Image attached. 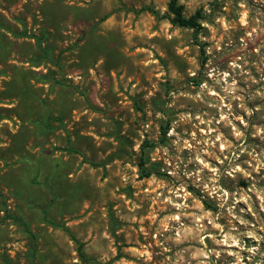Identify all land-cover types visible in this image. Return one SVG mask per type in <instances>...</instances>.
I'll list each match as a JSON object with an SVG mask.
<instances>
[{"label": "rangeland", "instance_id": "obj_1", "mask_svg": "<svg viewBox=\"0 0 264 264\" xmlns=\"http://www.w3.org/2000/svg\"><path fill=\"white\" fill-rule=\"evenodd\" d=\"M168 1L0 0V264H264V0Z\"/></svg>", "mask_w": 264, "mask_h": 264}, {"label": "trees", "instance_id": "obj_2", "mask_svg": "<svg viewBox=\"0 0 264 264\" xmlns=\"http://www.w3.org/2000/svg\"><path fill=\"white\" fill-rule=\"evenodd\" d=\"M168 15L167 18L170 20L172 24L181 26V27H188L194 29V33H198L199 29L201 28L200 20L203 17L202 11L197 10L194 14L190 16H186L184 14V5L180 3L179 0H169L168 4ZM163 136L166 135V128L163 127L162 129ZM153 143L145 142L144 146H153ZM144 166V163L141 162V167ZM143 173L145 176H149V172H145L143 169ZM83 243H79V250L80 254L83 258H86L85 253L82 251Z\"/></svg>", "mask_w": 264, "mask_h": 264}]
</instances>
